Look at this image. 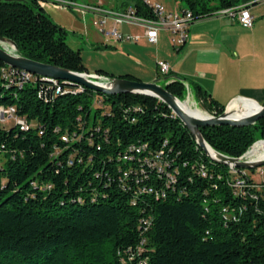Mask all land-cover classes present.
Instances as JSON below:
<instances>
[{"label":"trees","instance_id":"obj_1","mask_svg":"<svg viewBox=\"0 0 264 264\" xmlns=\"http://www.w3.org/2000/svg\"><path fill=\"white\" fill-rule=\"evenodd\" d=\"M132 1L139 15L154 16ZM176 1L194 21L235 6ZM67 35L38 0H0V36L22 56L87 72ZM16 73L0 60V264H264V196L246 169L211 159L166 103ZM165 77L182 101L186 79ZM188 84L202 108L224 111ZM9 107L23 125L5 127L1 108ZM200 133L216 152L240 157L264 140V116ZM240 178L243 194L233 186Z\"/></svg>","mask_w":264,"mask_h":264},{"label":"crops","instance_id":"obj_2","mask_svg":"<svg viewBox=\"0 0 264 264\" xmlns=\"http://www.w3.org/2000/svg\"><path fill=\"white\" fill-rule=\"evenodd\" d=\"M230 1L236 6L245 5L248 8L253 17L252 26L244 28L239 25L235 18L218 14L191 22L187 30L186 42L181 46L183 49L180 56L181 60H178L173 66L171 65V73L184 77L188 83L199 84L222 105H230L237 98L241 100L240 97L249 98L258 104H262L264 102V0ZM51 6V3L48 2L43 8L44 10L49 9ZM167 8L169 10L180 9V7ZM75 12L83 17L87 15L79 11ZM90 14L93 17L100 16L94 13ZM161 31H159L156 44H150L144 34H142L139 42L122 40L125 49L129 48L134 57L140 58L141 61L135 63L140 68L127 65L123 68L114 67L118 70L116 72H119V75L113 76L130 74L140 81L158 78L160 72L156 60L161 59L160 57L156 58L154 63L156 76L142 72L141 68L144 65L143 56L145 54L152 52L151 49L154 47L158 48L165 45V38ZM113 45V42L106 41L104 43L106 47H113ZM130 55L128 54V57ZM84 64L86 65V63ZM99 69L107 73L108 70H111L105 66L97 67V70ZM160 77L165 76L160 75ZM191 94L194 96L193 91Z\"/></svg>","mask_w":264,"mask_h":264},{"label":"rangeland","instance_id":"obj_3","mask_svg":"<svg viewBox=\"0 0 264 264\" xmlns=\"http://www.w3.org/2000/svg\"><path fill=\"white\" fill-rule=\"evenodd\" d=\"M74 2L80 5L87 4H102L106 9H122L124 7V3H128L133 6L132 0H73ZM154 3L163 4L169 8H184L186 7L185 3H181L176 0H154ZM43 4L47 5L48 2H43ZM43 5V7H45ZM48 9H45V13H47L55 22L60 24L62 27L68 30L67 42L74 49H80L81 55L83 57L84 63L87 65V72L89 73H97V67H107L109 74L111 75H119V72H116V68L114 67H125L131 66L135 68H140L139 65H135L140 58H136L131 53L129 48L125 49V44L123 41H118L114 43L113 47H106L104 43H106L107 39L102 32V29H108L112 27V19L108 18L106 24L103 26H96L94 21H102L104 20L103 16H94L90 13H87L85 17H83L78 12H75L72 8H66L60 5H54ZM120 32L126 35H135L142 37V34H146L147 29L139 24L132 23H124L118 26ZM136 33V34H133ZM164 35V46H160L158 48H152V52L145 54L144 65L141 68V71L147 73L148 75H155L156 70L154 68V63L156 58H161L156 60L157 63L160 61H165L170 64V66L177 63L180 59L182 48L180 46V37L178 35L171 34L168 31H161ZM108 42V41H107ZM112 43V42H111ZM5 46L9 49H12V46L9 44H5ZM129 49V50H128ZM128 54H131L128 57ZM150 55V56H149ZM165 59V60H164ZM134 61V62H133ZM141 61V60H140ZM119 68V67H118ZM115 69V70H113ZM112 71V72H111ZM156 77L153 79L155 80ZM143 81V82H152ZM166 80L161 81V84H165ZM189 100V101H188ZM183 102H188L192 107H196L208 115H215L211 112H208L200 103L196 100L195 96H192L191 92L186 90V95L182 100ZM228 105H225V107ZM6 128H10L14 125V120H8L6 124H4ZM252 147V146H251ZM250 147V148H251ZM249 148V149H250ZM244 160H249L246 156L243 158ZM247 172L252 179L253 184L251 186H255L257 190H259L264 196V174H259L257 169L254 172L249 169L244 170Z\"/></svg>","mask_w":264,"mask_h":264},{"label":"water","instance_id":"obj_4","mask_svg":"<svg viewBox=\"0 0 264 264\" xmlns=\"http://www.w3.org/2000/svg\"><path fill=\"white\" fill-rule=\"evenodd\" d=\"M5 44L11 45L12 49L7 48ZM0 60L12 68L30 72L38 77L48 78L50 81L68 80L73 83L83 85L107 94L131 93L145 94L156 97L166 103L172 109L173 113L188 127L189 132L192 134L197 144L211 159L226 164L232 169H256L258 167L264 166V158L253 160L243 159L249 150H247L240 157H231L216 152L206 143V141L202 137V134L200 133V128L205 126L230 125L240 127L254 124L260 117L264 116V104H259V110L255 111L254 113L238 119H232L228 117L229 105L226 106L224 111L218 115H208L205 118H196L189 115V113L181 107L180 103H182L183 101H181L177 96L168 91V89L166 88L167 84H161V81L167 80L168 77H158L152 82H143L140 80L129 79L122 76H103L99 73L72 71L60 66L38 62L24 57L19 53V48L15 41L1 36ZM238 99L239 98L235 100ZM244 99L251 100L249 98ZM259 141L264 140H258L256 142ZM208 147L213 150L215 154L214 156L208 154Z\"/></svg>","mask_w":264,"mask_h":264},{"label":"built area","instance_id":"obj_5","mask_svg":"<svg viewBox=\"0 0 264 264\" xmlns=\"http://www.w3.org/2000/svg\"><path fill=\"white\" fill-rule=\"evenodd\" d=\"M41 5L43 2H50L54 5H60L66 8H72L74 11L82 12L83 14L94 13L95 15H100L104 17L102 21H94L96 26H103L106 24V19L111 18L113 20V25L111 28L102 29L106 39L108 42L117 43L122 40H131L134 42H139V36L132 35H124L119 31L118 26L124 23H132L139 24L144 26L147 31L144 35L150 44H156L158 42L159 31L165 30L170 32L171 34L178 35L180 39V46H182L187 39V30L189 24L194 21L192 13L189 9H177V10H169L165 5L154 3V0H143L148 6H150L153 10L154 16H143L139 15L136 12V8L133 6H125L122 9H106L102 4H87L80 5L73 0H38ZM215 14L218 15H228L231 18H235L240 26L244 28H250L253 24V17L249 12L248 8L245 5L232 6L229 8H225L217 11ZM8 66V65H7ZM10 67V66H8ZM11 68V72L14 70L17 72H21L23 80L30 79L32 76H36L30 72L18 70L16 68ZM158 68L160 75L167 76L171 72V66L168 62L160 61L158 63ZM19 77V75H18ZM38 77V76H36ZM49 82H55L58 80L50 81L48 78H44ZM68 81V80H65ZM71 82V81H70ZM79 85V84H77ZM186 90L191 92L189 89V84L187 82L184 83ZM83 86V85H79ZM15 119L18 123L24 124V121L20 119L15 111L14 107L9 108H1V120L3 122H7L8 120ZM231 168V167H230ZM259 174H264V166L256 168ZM232 170V168H231ZM234 188L239 191L241 194L245 193V189L248 184L245 179L240 178L236 179L233 182Z\"/></svg>","mask_w":264,"mask_h":264},{"label":"bare ground","instance_id":"obj_6","mask_svg":"<svg viewBox=\"0 0 264 264\" xmlns=\"http://www.w3.org/2000/svg\"><path fill=\"white\" fill-rule=\"evenodd\" d=\"M189 101V100H188ZM181 107L189 113V115L196 118H205L208 116L207 113L202 110L192 107L188 102L180 103ZM260 106L258 103L242 98L241 100H236L228 106V117L232 119H238L243 116L254 113L259 110ZM208 154L214 156L213 150L211 148H207ZM246 157L249 160L253 159H263L264 158V141L256 142L246 153Z\"/></svg>","mask_w":264,"mask_h":264}]
</instances>
